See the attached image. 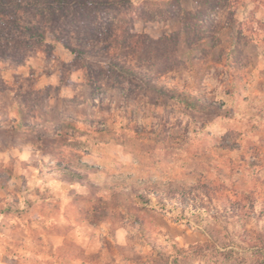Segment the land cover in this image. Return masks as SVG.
<instances>
[{
	"label": "rangeland",
	"instance_id": "1",
	"mask_svg": "<svg viewBox=\"0 0 264 264\" xmlns=\"http://www.w3.org/2000/svg\"><path fill=\"white\" fill-rule=\"evenodd\" d=\"M177 1L121 7L145 54L108 35L114 10L93 11L96 35L72 30L92 56L56 29L31 38L41 19L16 0L0 13V264H164L153 245L185 249L180 264H264V0ZM196 187L212 201L183 214Z\"/></svg>",
	"mask_w": 264,
	"mask_h": 264
},
{
	"label": "trees",
	"instance_id": "2",
	"mask_svg": "<svg viewBox=\"0 0 264 264\" xmlns=\"http://www.w3.org/2000/svg\"><path fill=\"white\" fill-rule=\"evenodd\" d=\"M172 1L177 2L178 9L184 12V9L177 0ZM12 2H14V0H0V13L4 12V14H6L7 12L4 10H6L7 6ZM16 3L20 5L24 4L23 6L29 11V14L39 17L41 19V24H46L44 27H42L41 24L29 22L30 25H26L24 27V30L31 36V38L44 40L47 34V30L56 29L58 32L56 38L58 41L62 42L65 48L70 50L75 55L86 56L94 55V51H92L94 45L92 44L93 42L91 41L88 33L96 35V29L101 28V24L99 25V21H95V18L98 15H93V11H98L105 8L108 10H114V12L116 13L110 15V17L106 21L107 25L104 28L107 29L108 35L111 37L122 39L124 45L127 46V48H133L134 46H136L137 49H139V52L143 54L147 53L148 49L147 46H145V43L141 41L142 43L140 45V40H135L136 37L146 40L147 36L145 35L141 37L139 34L131 32L130 29H126V27L130 24V20H132V18L129 19V23L128 21H124L123 24L119 23L118 13L121 7L126 6V10L131 9L134 4L133 0H16ZM199 3L200 7L197 12H200L201 14H204L208 10H214L218 8L221 9L225 6L224 4H222L221 0H199ZM149 8L151 7H149L148 5H144L139 10L135 9V14H137L141 19H143L144 15L146 14H148V16H153L155 12L150 11ZM170 11L172 12V10ZM205 22L206 20L204 18H201V23L205 24ZM80 26L81 28L88 30V33H84L82 37L73 40L74 31L72 30ZM102 36H105L104 31H102ZM156 50L159 51V48L156 47ZM109 65L110 67L116 68L119 71H123L130 76L139 78L142 82L148 84V86L150 87L159 86V83L150 79L148 77L149 75L141 71V69L133 67L131 63H128V61H112ZM180 96H182L184 100H186V102L190 104L198 105L200 103V100L197 99L192 93L181 92ZM64 173V175L70 176L72 178L75 175H80L73 169L69 168L64 169ZM163 192L170 197L175 196V193L172 191ZM182 194L183 199L181 200V208L183 214H187L189 212L193 216H196V214L199 213L200 210H202L204 199H207L209 202L212 201L208 187H196L192 191H183ZM138 196L140 197V199L146 202H150V198L148 196H145L143 194H139ZM229 214V212H226L224 216H227ZM217 219L219 221H223V216L217 217ZM197 247V244H193L190 245L187 249L196 250ZM152 249L154 253H156L155 255H158L160 259L164 260V264H180L184 258L183 253L185 252V249L180 248L177 245H174V249L172 251L160 249L156 245H153ZM149 259L151 264L157 262L154 255L150 256Z\"/></svg>",
	"mask_w": 264,
	"mask_h": 264
}]
</instances>
